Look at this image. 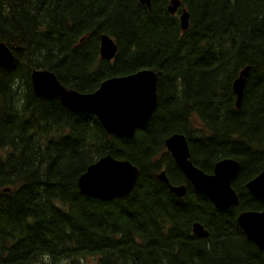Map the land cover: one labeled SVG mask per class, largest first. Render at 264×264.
<instances>
[{"label": "trees", "instance_id": "trees-1", "mask_svg": "<svg viewBox=\"0 0 264 264\" xmlns=\"http://www.w3.org/2000/svg\"><path fill=\"white\" fill-rule=\"evenodd\" d=\"M169 1L0 0V41L13 53L0 66V264H264L236 219L263 208L244 183L264 169V0H181L185 31ZM101 34L117 44L113 61L99 56ZM247 65L236 108L232 82ZM142 68L156 73L157 106L132 138L30 85L33 69H48L92 92ZM173 133L205 171L239 161L237 206L218 210L192 188L164 148ZM106 153L137 165L134 188L111 201L80 194L78 176ZM163 159L184 197L155 178ZM195 221L208 237L192 233Z\"/></svg>", "mask_w": 264, "mask_h": 264}, {"label": "water", "instance_id": "water-1", "mask_svg": "<svg viewBox=\"0 0 264 264\" xmlns=\"http://www.w3.org/2000/svg\"><path fill=\"white\" fill-rule=\"evenodd\" d=\"M150 6V0H139ZM180 0H170L167 11L173 14L180 7ZM189 13L182 9L179 17L180 28H188ZM117 52L116 42L107 34L99 37V55L107 61ZM13 60L11 49L0 41V66ZM250 66L239 72L232 82L235 107L239 108ZM32 93L42 99H58L61 105L75 112L93 114L105 132L110 136L132 138L141 125L147 122L157 106V76L154 70L142 68L125 75L104 79L92 92H80L63 85L48 69H33L30 72ZM164 145L171 154L186 180L195 191L204 195L218 210H227L239 204V197L232 186L240 163L231 157L218 160L213 172L207 174L190 160L185 135L173 133L164 139ZM139 176V168L128 159H119L110 153L89 164L77 178L80 194L100 201H111L128 195ZM155 178L168 187L177 197L186 194L185 185L171 184L164 170L156 172ZM248 193L263 203L261 210H241L237 222L245 237L258 248L264 249V169L244 184ZM192 233L206 238L209 232L199 221L191 225Z\"/></svg>", "mask_w": 264, "mask_h": 264}, {"label": "flooded vegetation", "instance_id": "flooded-vegetation-1", "mask_svg": "<svg viewBox=\"0 0 264 264\" xmlns=\"http://www.w3.org/2000/svg\"><path fill=\"white\" fill-rule=\"evenodd\" d=\"M185 135V134H184ZM185 138H186V135H185ZM187 141V140H186ZM163 143H164V141H163ZM188 144V143H187ZM189 148V147H188ZM166 150V149H165ZM166 152L170 155V158L172 159V161H173V158H172V156H171V154L166 150ZM190 152V151H189ZM170 158H167V160H168V162L170 163V164H172L171 163V161H170ZM222 159V158H221ZM164 160V162H162V164H160V167L158 168V170L157 171H155V172H158L159 170H164L165 172H166V169H165V166L163 165V163H165L166 161H165V159H163ZM190 160L192 161V159H191V155H190ZM218 160H220V159H217L213 164H212V166L210 167V168H208L206 171L205 170H203L202 168H200V167H198V166H196L194 163H193V161H192V163L196 166V167H198V168H200L202 171H204L205 173H207V174H211L212 172H213V167H214V164L218 161ZM173 163H174V161H173ZM175 164V163H174ZM175 166L178 168V166L175 164ZM173 169V168H172ZM179 169V168H178ZM175 169H173V171H174ZM180 170V169H179ZM181 172V171H180ZM175 174H178V173H176V170H175V172H174ZM182 173V172H181ZM167 174V173H166ZM184 176V175H183ZM167 177H168V175H167ZM169 178V177H168ZM234 181V180H233ZM179 184H184V185H186V183L184 182V183H175L174 185H179ZM187 186V185H186Z\"/></svg>", "mask_w": 264, "mask_h": 264}, {"label": "rangeland", "instance_id": "rangeland-1", "mask_svg": "<svg viewBox=\"0 0 264 264\" xmlns=\"http://www.w3.org/2000/svg\"><path fill=\"white\" fill-rule=\"evenodd\" d=\"M178 15V14H177Z\"/></svg>", "mask_w": 264, "mask_h": 264}]
</instances>
